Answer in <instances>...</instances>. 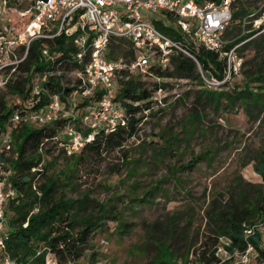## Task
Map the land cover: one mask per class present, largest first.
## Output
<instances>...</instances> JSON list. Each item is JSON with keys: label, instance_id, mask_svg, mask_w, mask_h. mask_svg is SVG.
Masks as SVG:
<instances>
[{"label": "rangeland", "instance_id": "obj_1", "mask_svg": "<svg viewBox=\"0 0 264 264\" xmlns=\"http://www.w3.org/2000/svg\"><path fill=\"white\" fill-rule=\"evenodd\" d=\"M13 2L10 0L2 11L0 0V89L3 92L7 91L3 87L4 81L13 77V68L7 66L15 65V59L23 56L22 49L17 48L13 40L22 25L18 11L23 10L25 4ZM239 4L235 0L232 13ZM252 5L250 16L259 12L264 1ZM140 11L147 17L161 19L164 25L177 27L160 12L150 9ZM255 17L251 19L248 16L243 22L258 30V34L264 31V12ZM251 54L252 51L247 50L245 58ZM27 73L32 72L16 68L14 78H24ZM132 75L139 76L142 87L151 90L152 83H164L160 94L162 104L141 120L138 132L120 149L100 159L76 164L63 147L66 141L61 139V133L57 142L47 144L48 152H41L42 162L38 170L43 166L47 168L43 178L32 185V191L37 196V184L44 182V176L57 178L56 197L78 200L86 197L91 200L84 211L79 210L80 215L96 212V203L111 200L121 212L122 222L133 224L130 233L119 235L115 230V221L105 222L103 230L96 231L82 247L76 264H154L160 253L154 241L156 238L164 241L174 256L173 263L162 264H188L183 260L187 247L191 245L188 254V259H191L192 253L198 252L209 235L210 218L207 213L210 200H225L226 191H232L236 176L246 183L258 185L262 182L253 165L258 162L257 155L264 150V110L259 119H253L248 112L254 115L256 109L246 111L238 101L226 98L227 94H236L234 87L248 84H243V74L223 83L207 79L160 78L145 73ZM37 76L32 74V79L38 81ZM248 87L262 95L264 104V78L249 83ZM6 99L12 105L28 109L36 101L35 97L22 99L11 93L6 94ZM76 109L73 111L79 112ZM13 124L8 125L10 132ZM2 139L3 135L0 136V143ZM199 154L206 155V158H201L194 169L181 168ZM14 155L15 146L11 142L6 166ZM153 188V193L148 196L152 203L139 204L137 199ZM172 216H177V225L175 234L170 236L166 226ZM5 219L7 222L6 214ZM154 223L156 227L152 229ZM257 227L262 232L261 247L264 249V222L258 223ZM181 231L184 234L180 235ZM226 244L227 239L220 238L216 250L227 264H264V256L254 250L248 254L245 263H240L238 254L233 257L228 255L224 249Z\"/></svg>", "mask_w": 264, "mask_h": 264}, {"label": "trees", "instance_id": "obj_2", "mask_svg": "<svg viewBox=\"0 0 264 264\" xmlns=\"http://www.w3.org/2000/svg\"><path fill=\"white\" fill-rule=\"evenodd\" d=\"M195 1L203 3L211 0ZM238 1L240 4L233 9L232 19L223 33L224 43L220 49L209 51L201 46L191 47V51L200 64V68H198L196 61L191 57L183 53H173L170 55L168 63L164 66L151 62L150 71L160 78L174 77L202 80L203 76L209 80H220L227 70V58L224 53L234 45H237L234 51L236 55L242 57L240 73L237 76L241 77L242 74L245 76L243 84L244 82L249 84L262 81L264 78V31L256 34L258 30H253L250 25H246L243 19L248 16L251 19L252 17L256 18L255 16L263 13L264 6L259 8L257 14L254 13L250 16L253 13L250 8L253 7V3L264 0ZM157 26L170 35L180 38V35L171 27L166 25L159 26L158 24ZM43 41H35L28 48L26 57L19 64L7 66L9 69L13 68V77L8 78L4 83L3 87L7 90L6 92L0 89V135L6 130L8 124L12 125L16 112L20 116H24L30 110L43 108L49 102L50 91L59 90L60 88L59 77L48 76L44 87L50 90L35 96L36 101L32 103L30 109L17 104L12 105L6 99V94L8 93L15 94L22 99H28L31 96L32 74L43 75L45 71L50 69V63L44 60L39 51V47L44 45ZM55 41L60 44L61 49H67L64 36L56 38ZM247 50L252 51L249 58H245ZM109 55L114 58L123 56L129 61L133 57V49L127 39H115L111 42ZM247 65L248 68L243 70V67ZM16 68L29 73L31 71L32 73H27L28 75L24 78H14ZM248 84L243 87H234L236 94L233 96L227 94L226 98L238 101L246 111L249 108L256 109L254 115L251 112H248V114L253 119H259L260 113L264 110L262 95L258 92H253L248 87ZM151 85L152 90L142 87V82L137 75H131L127 80H120L115 100L123 108L124 124H117L110 131L103 129L83 130L79 125H76L83 131V143L77 151L70 154V158L74 159L76 164H79L84 160L100 159L105 154L120 149L138 132V125L141 120L153 112L156 106L160 105L158 99L154 97L159 89H163L164 83L154 82ZM60 90L62 91L61 100L66 103L67 108L70 88ZM98 97L99 93L91 99L77 98V111L80 112L84 105L91 100L98 99ZM228 103L231 105L230 102ZM73 119L71 116L61 114L50 123L37 125L20 121L13 124L11 129L10 138L15 146V155L10 160L9 166H5V168L10 170L8 182L17 190V197L8 200L6 204L5 214L8 221L5 243L9 255L20 262L43 264L45 252L37 254V251L41 247H46L49 250V254L60 264H68L69 262L76 264L77 258L82 254V247L87 245L90 237L96 231L103 230L105 222L109 220L115 221V230L119 235L128 234L133 229L132 223L122 222L121 212L111 203V200L96 203V212L80 215L79 210L84 211L91 200L86 197L79 200L56 197L57 178L44 176V182L37 184L41 193L40 196H37L32 191V185L38 179L43 178L42 175H44L47 168L43 166L38 170L42 162L41 152L43 150L48 152L49 148L46 149L47 144L57 142L61 133L63 135L61 139L66 141L63 147L65 148L70 143L67 135L64 134V129L65 125ZM88 131L92 136L90 140L86 139ZM257 157L258 162L254 163L253 167L258 176L262 178V182L258 185L246 183L239 176H236L232 191H226L227 198L225 200L222 198L210 200V207L207 213L210 218L208 222L209 235L206 236V240L199 247L198 252L192 253L191 259H188L191 245L187 247L183 257L185 263L227 264L226 260H222L219 257L216 250V245L222 237L227 239L224 249L230 257L237 254L238 256L243 255L248 246H251L254 252L261 257L264 256V249L261 247L263 236L257 227L258 223L264 222V150ZM201 158H206V155L199 154L194 156L181 168L192 170ZM7 161L5 154L0 153V162ZM33 168L35 169L34 172ZM153 191L154 188L148 190L144 197L137 199L138 203L151 202L148 196ZM160 191L164 192L162 189ZM217 200H219V203ZM25 222H27V225L23 226ZM176 225L177 216L170 217L166 226V232L170 236L175 234ZM155 227L156 223L152 225V229ZM182 234H184L183 231L180 232V235ZM154 241L160 252L154 264L173 263V252L168 248V245L157 238Z\"/></svg>", "mask_w": 264, "mask_h": 264}, {"label": "built area", "instance_id": "obj_3", "mask_svg": "<svg viewBox=\"0 0 264 264\" xmlns=\"http://www.w3.org/2000/svg\"><path fill=\"white\" fill-rule=\"evenodd\" d=\"M234 1L211 0L198 3L195 0H14V4H25V8L18 11L22 25L13 40L16 47L22 49L23 56L15 59V65L23 61L28 48L37 40H44L39 51L44 60L50 63V69L43 75L35 73L38 81H31V98L50 90L44 87L48 76L59 77L60 88L50 91L49 102L43 108L30 110L24 116L16 112L12 122L24 121L43 125L52 122L61 114L73 117L64 129L70 142L65 150L68 155L72 154L83 143L84 135L79 127L89 131H110L117 124H124L123 108L115 100L120 80H127L134 73L155 76L150 71L151 62L164 66L173 53H183L191 57L200 68L191 47L201 46L209 51L220 49L224 43L223 33L232 19ZM9 2L10 0H1L2 11ZM141 9L160 12L168 21L175 22L177 27L172 24L166 26L171 27L180 38L162 30L157 26L164 25L162 20L143 15ZM63 36L66 50L61 49L60 44L55 41ZM115 39H127L130 42L133 49L131 60L128 61L123 56L114 58L109 55L111 42ZM236 47L234 45L224 53L227 70L223 78L212 80L223 83L240 73L242 57L236 55ZM63 88H70L67 108L60 97V89ZM162 90L159 89L154 97L160 104ZM98 93V99L84 105L79 113L73 111L77 108V98L91 99ZM8 125L1 133L3 139L0 143V153L5 156L11 148ZM89 131L87 140L92 137ZM5 166V162H0V264H26L12 258L6 248L5 209L8 200L17 197V190L8 182L10 170ZM38 195H41L40 191ZM26 225L27 222L23 224ZM252 250L248 246L245 253L240 255V263L247 261ZM41 252H45L43 264H60L49 254L46 247L39 248L37 254Z\"/></svg>", "mask_w": 264, "mask_h": 264}]
</instances>
